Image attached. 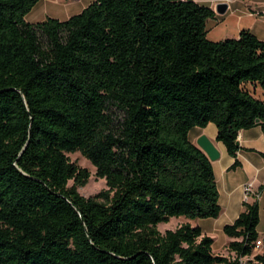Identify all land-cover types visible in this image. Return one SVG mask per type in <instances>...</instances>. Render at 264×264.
Segmentation results:
<instances>
[{
    "label": "trees",
    "instance_id": "16d2710c",
    "mask_svg": "<svg viewBox=\"0 0 264 264\" xmlns=\"http://www.w3.org/2000/svg\"><path fill=\"white\" fill-rule=\"evenodd\" d=\"M38 2L0 0V264L252 256L256 201L222 228L232 258L214 255L199 227L157 225L220 216L213 165L189 134L215 125L230 170L240 167L238 133L264 134V101L247 87L264 89V41L248 29L209 41L216 14L194 0H93L65 21L26 22ZM75 152L107 190L79 194L90 175Z\"/></svg>",
    "mask_w": 264,
    "mask_h": 264
},
{
    "label": "crops",
    "instance_id": "0c3cea01",
    "mask_svg": "<svg viewBox=\"0 0 264 264\" xmlns=\"http://www.w3.org/2000/svg\"><path fill=\"white\" fill-rule=\"evenodd\" d=\"M228 1V9L225 14L219 15L221 17L219 23L224 22L227 17L238 23L231 38H237L242 29H248L258 39L264 41V0ZM225 38L227 39V37ZM247 87L256 98L264 101L263 88L257 84H249ZM191 133H194L195 140L201 135H205L212 141L219 153V159L211 163L219 191L221 213L217 219L210 222L212 224L210 228H216L214 225L217 223H220L222 227L232 224L244 210V203L251 204L256 201L259 206L260 218L257 231L259 238L264 236V233L261 235L259 232L260 223L264 220V189L260 190V187L264 185V134L261 128L254 127L249 130H241L238 133L237 142L240 150L237 153V160L240 162V167L236 170H230L235 159L227 154L221 142L216 141L217 131L216 127L213 128V124L210 123L205 128H194ZM194 144L196 145V143ZM248 184L251 186V194L246 200L244 193ZM206 234L211 236V230L208 229ZM234 240L227 237V246Z\"/></svg>",
    "mask_w": 264,
    "mask_h": 264
},
{
    "label": "rangeland",
    "instance_id": "374dc122",
    "mask_svg": "<svg viewBox=\"0 0 264 264\" xmlns=\"http://www.w3.org/2000/svg\"><path fill=\"white\" fill-rule=\"evenodd\" d=\"M93 0H40L38 4L31 10L29 14L26 15L25 20L28 23H37L44 21L47 17L58 19L60 21H65L73 15H77L84 8H86ZM200 5H205L210 7L215 11V7L219 3H229L228 0H194ZM235 2H241L244 0H234ZM220 16L216 15L215 19H209L206 22L207 39L209 41H221L231 38L235 27L238 23L232 18L227 17L224 22H220ZM226 35V36H225ZM116 115H119L118 112ZM215 125H213V128ZM190 141L196 143L194 133L189 135ZM69 161L74 163L78 167L85 169L90 177L84 187H78L77 191L79 194L85 198H92L102 191L107 190L106 182L104 179H100L96 176V170L92 164L84 158L79 152L66 153ZM73 181L68 182V186H72ZM213 219H186L184 217L172 218L168 223H163L157 225V229L161 234H164L167 230H175L183 224H190L193 227L201 228L204 233L211 230V236L213 239L212 251L214 255L224 256V257H235V255L228 251L227 249V236L222 231V226L220 223L215 224L213 228L211 223ZM222 222V221H221ZM259 232L264 233V220L261 221L259 226ZM205 233V234H206ZM207 235V234H206ZM210 236V237H211ZM261 236L260 238H263ZM264 255V246L254 249L253 255ZM253 255L250 257H244L240 259L241 264H254Z\"/></svg>",
    "mask_w": 264,
    "mask_h": 264
},
{
    "label": "water",
    "instance_id": "95a60500",
    "mask_svg": "<svg viewBox=\"0 0 264 264\" xmlns=\"http://www.w3.org/2000/svg\"><path fill=\"white\" fill-rule=\"evenodd\" d=\"M228 9V4L223 2L219 3L215 7V13L218 15H223ZM196 146L205 153V155L208 157V159L213 162L217 159H219V153L217 149L215 148L214 144L212 141H210L205 135H201L197 140H196Z\"/></svg>",
    "mask_w": 264,
    "mask_h": 264
},
{
    "label": "built area",
    "instance_id": "2783aa9c",
    "mask_svg": "<svg viewBox=\"0 0 264 264\" xmlns=\"http://www.w3.org/2000/svg\"><path fill=\"white\" fill-rule=\"evenodd\" d=\"M251 194V186L248 184L245 187V193H244V199H248V196ZM264 246V237L263 238H259L256 242H255V249L263 247Z\"/></svg>",
    "mask_w": 264,
    "mask_h": 264
}]
</instances>
